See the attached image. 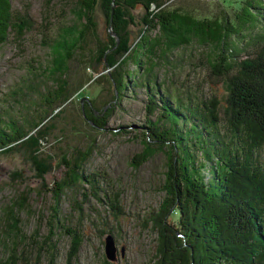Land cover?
<instances>
[{"label":"trees","instance_id":"16d2710c","mask_svg":"<svg viewBox=\"0 0 264 264\" xmlns=\"http://www.w3.org/2000/svg\"><path fill=\"white\" fill-rule=\"evenodd\" d=\"M167 1L75 0L72 23L58 28L48 45L46 79L53 88L44 89L46 108L24 120V125L0 123V152L34 145L30 158L35 161L39 143L52 127L47 123L68 110L69 64L73 61L98 75L91 84H106L109 93L100 107L93 99L81 103L83 98H79L80 120L91 132L106 130L127 88L133 92L143 87L147 115L158 112L159 118L146 121L148 134L142 133V150L130 165L137 169L162 152L167 169L161 187L165 198L149 218L156 234L155 264H264V161L260 159L264 149V0H240L227 9L219 4L221 15L214 17L196 16L192 7L166 8ZM98 7L107 24L113 11L106 40L96 32ZM137 9L144 12V29L132 46L128 27L134 24L131 12ZM31 28L27 17L14 19L10 0H0V45L10 32L20 38ZM192 44L209 46L208 64L212 75L222 81L223 104L216 97L208 101L182 98L162 89L157 81L159 65L170 64L172 52ZM109 69V75L104 73ZM87 83L81 80L77 93ZM94 148L95 139H90L83 151L64 152L59 164L65 166V176L51 190L49 233L58 226L69 236L67 264L76 258L83 241L62 224L59 204L64 190L82 182L90 186L93 196L96 182L93 174L84 175V167ZM40 165L45 172L42 159ZM94 196L113 211L117 209L111 195L94 192ZM21 200L1 210L0 240L8 242L5 248L10 255L0 264L20 261L15 249L22 243L17 215L27 201L26 197ZM53 236L44 240L50 264L56 262Z\"/></svg>","mask_w":264,"mask_h":264},{"label":"rangeland","instance_id":"374dc122","mask_svg":"<svg viewBox=\"0 0 264 264\" xmlns=\"http://www.w3.org/2000/svg\"><path fill=\"white\" fill-rule=\"evenodd\" d=\"M74 1L10 0L14 19L27 17L32 22V28L20 38L10 32L6 42L0 45V123L13 121L24 125L26 120L46 108L42 100L44 89L53 88L46 79L48 45L55 38L58 28L72 23L70 10ZM239 1L169 0L164 6L192 7L196 16L214 17L221 15L219 4L227 9ZM131 15L134 24L129 25L128 31L129 44L133 46L144 29L141 24L144 12L137 9ZM94 19L98 36L106 40L107 32L111 33V30L99 7L95 10ZM234 40L240 43L238 39ZM251 49L247 51L251 52ZM210 51L209 46L192 44L172 52L168 56L170 64H160L156 71L161 88L182 98L190 96L194 101H208L216 97L223 104L222 81L212 75L208 64ZM129 69L134 68L131 66ZM100 71L103 72L102 68ZM110 71L104 73L109 75ZM97 77L91 69L83 70L82 64L76 61L69 64L68 110L53 123H47L52 127L48 137L40 141L35 161L30 158L34 145L0 152V220L1 210L5 207L12 202H21L24 197L27 200L26 207L17 215L22 240L15 248L21 255L19 264H50V254L44 244L50 234L54 235L52 240L56 243L55 264H67L69 236L58 226L49 233L48 220L53 207L51 190L54 183L65 176L66 168L59 164L61 155L64 152L71 154L75 149L83 151L89 146L90 139H95V148L84 167V175L94 176L93 196L90 186L82 182L64 190L59 204L62 224L70 232L82 236L83 241L70 264H105L104 239L107 235H112L117 250V260L106 261L108 264L156 263V234L149 218L165 198L161 191L167 172L165 155L157 153L137 169L132 168L130 161L142 150L141 135L148 134L146 121L154 122L159 115L158 112L153 116L147 115L143 87L134 88L133 92L130 87L123 92L124 97L111 113L106 130L100 133L89 131L80 120L78 104L82 97L93 99L98 107L103 105L105 93H109L106 84H91ZM81 80L88 83L77 93ZM41 159L46 165L45 172H42ZM260 159L264 161V149L260 152ZM94 192L99 196L107 193L116 198L117 209L113 211L100 203ZM35 236L34 242L32 239ZM7 245L6 240H0L2 261L9 254L5 248Z\"/></svg>","mask_w":264,"mask_h":264},{"label":"water","instance_id":"95a60500","mask_svg":"<svg viewBox=\"0 0 264 264\" xmlns=\"http://www.w3.org/2000/svg\"><path fill=\"white\" fill-rule=\"evenodd\" d=\"M111 16H112V12L110 15V21H109V30H111L110 28V22H111ZM114 37V34H111ZM86 99H82L81 103H83V101ZM117 250H116V246H115V241L114 238L112 237V235H107L104 239V254L106 259L109 262H115L117 260ZM123 253V249L121 250V254Z\"/></svg>","mask_w":264,"mask_h":264}]
</instances>
